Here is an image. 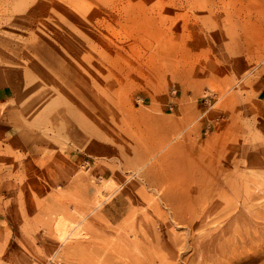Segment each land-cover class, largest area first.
I'll use <instances>...</instances> for the list:
<instances>
[{"label":"rangeland","instance_id":"374dc122","mask_svg":"<svg viewBox=\"0 0 264 264\" xmlns=\"http://www.w3.org/2000/svg\"><path fill=\"white\" fill-rule=\"evenodd\" d=\"M0 264H264V0H0Z\"/></svg>","mask_w":264,"mask_h":264},{"label":"bare ground","instance_id":"6f19581e","mask_svg":"<svg viewBox=\"0 0 264 264\" xmlns=\"http://www.w3.org/2000/svg\"><path fill=\"white\" fill-rule=\"evenodd\" d=\"M170 196V195H169ZM165 198V197H164ZM169 199V197H167V199L166 200H168ZM171 199V198H170ZM172 200H173V198H172ZM168 202H171L170 200L168 201ZM165 204H170V203H165ZM173 205H175V203L173 202ZM172 205V206H173ZM170 209H172L171 207H170ZM173 209H174V206H173ZM174 214H176V212L174 211L173 212ZM177 215V214H176ZM175 216V215H174ZM179 217V216H178ZM178 219H180V221L182 220L181 219V217H179ZM183 221V220H182ZM69 224V223H68ZM67 224V222H65L64 220H62V218L60 219H58L57 220V222H56V225H55V228H56V234H57V236L60 238V239H64V238H66V236H68V234H71V233H79V227L77 228V229H75L78 225L76 224V225H73L72 224V222H71V224L72 225H70L69 227L67 226L68 225ZM81 233V232H80ZM80 233H79V235H80ZM75 234V235H76ZM82 236V235H81ZM68 238V237H67ZM71 238V237H70Z\"/></svg>","mask_w":264,"mask_h":264}]
</instances>
